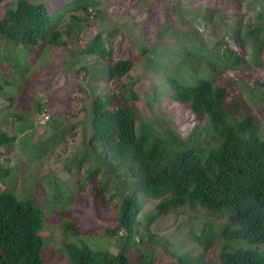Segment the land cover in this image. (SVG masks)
<instances>
[{
    "label": "rangeland",
    "instance_id": "rangeland-1",
    "mask_svg": "<svg viewBox=\"0 0 264 264\" xmlns=\"http://www.w3.org/2000/svg\"><path fill=\"white\" fill-rule=\"evenodd\" d=\"M3 1L4 6L13 2ZM95 1L100 15L97 17L98 12L92 10L93 14L81 23L80 30L70 25V12L64 16L61 26L68 49L46 48L41 57L35 56L39 52L23 51L18 68L12 65L11 59L9 63L5 61L0 53V116H7L3 127L14 135L10 144L0 148V165L9 170L0 175V194L5 189L12 190L18 199L31 198L42 208L43 225L39 233L45 246L43 264H71L63 251L69 241L84 242L93 249L118 250L117 235L105 234L117 224L122 196L113 184L106 190V205L95 203L97 187L90 180L92 168L102 163L95 157L99 148L95 151L87 146L92 132L91 97H106L110 92L120 95L122 84L132 82L138 94L130 101L139 111L138 133L150 130L165 137L186 136L202 120L169 97L168 89L162 88L168 84L166 77L171 74L181 82L194 83L199 75L213 74L211 69L200 66L194 54H204L202 62L206 63V49L202 44L209 49L218 48L216 45L223 36L226 40L231 38L212 20L204 21L203 16L199 17L200 13L210 14L215 21L223 20L224 28L231 31L238 19L244 31L247 24L254 22V14L262 5L259 2L254 12L247 9L250 0H238V3L234 0ZM4 6L0 7L1 12ZM235 8L237 15L234 16ZM213 10L222 16L218 17ZM74 13L82 18L86 15L82 10ZM104 27L115 28L112 55L133 58V67L123 79L107 78L94 56L75 54ZM195 30V35L189 33ZM194 36L196 39L192 38ZM246 48L245 65L221 72L217 76L218 84L227 88L229 99L237 100L235 116L240 118L241 108L245 107L254 115L253 121L260 123L259 131L264 136V67L256 65L249 44ZM262 55L264 57V52ZM63 58L66 62L60 64ZM74 60L87 61L90 71L79 70V65L67 70ZM155 89L162 104L154 100ZM37 103L43 107L41 113L31 110ZM15 113L22 118L13 120ZM72 124L74 127L69 132ZM54 140L57 143L50 146ZM41 142H45L44 146L35 145ZM140 197L137 223L142 224H138L137 236L150 230L156 236L153 242L149 235L144 240L137 237L134 246L152 247L157 264H196L201 255L207 264H220L222 239L217 233L235 216L233 208L223 214L199 207L170 210L148 230V216L156 213V200L141 193ZM68 224L81 228V234L70 231ZM158 237L164 240L159 241ZM209 238L214 242L206 247ZM231 245L264 251V243L240 240L232 241ZM127 253L133 262H138L139 254L135 250L129 248Z\"/></svg>",
    "mask_w": 264,
    "mask_h": 264
},
{
    "label": "trees",
    "instance_id": "trees-1",
    "mask_svg": "<svg viewBox=\"0 0 264 264\" xmlns=\"http://www.w3.org/2000/svg\"><path fill=\"white\" fill-rule=\"evenodd\" d=\"M12 1L9 6H4L5 2L0 0V7L4 6L3 12L0 11V53L5 61L11 59L16 68L21 65L19 58L23 51L39 52L35 56L41 57L46 48L58 46L68 49L61 26L68 12L70 25L77 30L93 14L92 10L96 14L98 12L97 17L101 13L95 0ZM234 2L238 3V0ZM259 2L262 3L261 10L254 14V22L247 24L244 31L238 19L231 31L224 28L223 20L215 21L210 14L200 13L199 17L203 16L204 21L212 20L231 38L226 40L223 36L216 45L219 49H209L203 43L206 63L202 62L204 54H194L200 66L211 69L213 74L199 75L194 83L181 82L171 74L166 77L168 84L162 88L168 89L169 97L202 120L186 136L165 137L150 130L138 133L136 120L139 111L130 103L138 94L132 82L122 84L120 95L110 92L106 97H91L92 132L87 146L95 151L99 148L95 157L103 164L92 168L90 180L97 187L95 203L106 205L105 193L113 184L115 191L122 196L120 211L116 215L117 224L105 234L117 235L119 242L116 252L93 249L84 242H66L63 251L71 264H157L156 251L152 247L139 249L134 246L138 224H142L137 223L141 209L140 193L156 200V213L148 216V230L170 210L199 207L223 214L228 208H233L235 216L217 233L222 239L220 264H264V251L231 245L232 241L240 240L264 243V136L259 131L260 123L253 121L254 115L245 107L241 108L240 118L235 116L238 102L235 98H228L227 88L218 84L217 79L221 72L245 65L244 52L248 44L256 65L264 67V0H250L247 9L255 12ZM80 10L84 11L85 17L74 13ZM233 12L234 16L237 15L236 8ZM213 13L222 16L217 10ZM191 28L194 29L192 25ZM114 29L104 27L75 54L94 56L107 78L123 79L134 61L131 55H112ZM194 32L197 31H189L191 35H195ZM157 35L161 36L160 33ZM192 38L196 39V36ZM65 62L64 58L60 60V64ZM78 65L79 70L90 71L87 61L80 63L78 60L71 62L67 70L76 69ZM154 100L163 103L158 98L157 89ZM31 110L41 113L43 107L37 103ZM12 117L13 120L22 118L19 113ZM5 118L7 116H0V148L14 139V135L3 127L8 119ZM73 127L72 124L69 132ZM167 129L168 132L170 129ZM44 143L35 145L44 146ZM56 143L54 140L50 146ZM101 171L103 173L98 178ZM6 172H9L8 168L0 165V175ZM11 191L5 189L0 194V264H43L45 246L39 233L43 225L42 208L31 198L18 199ZM67 228L77 235L82 232L81 228L71 224ZM147 235L151 242L155 240L156 233L152 230L138 238L144 240ZM157 239L164 240L161 237ZM213 242L214 239L209 238L205 246ZM129 248L139 254L137 263L127 253ZM196 264H207L203 255Z\"/></svg>",
    "mask_w": 264,
    "mask_h": 264
},
{
    "label": "built area",
    "instance_id": "built-area-1",
    "mask_svg": "<svg viewBox=\"0 0 264 264\" xmlns=\"http://www.w3.org/2000/svg\"><path fill=\"white\" fill-rule=\"evenodd\" d=\"M46 118H48L49 116L48 115H45Z\"/></svg>",
    "mask_w": 264,
    "mask_h": 264
}]
</instances>
